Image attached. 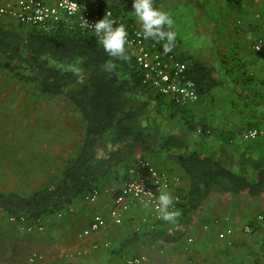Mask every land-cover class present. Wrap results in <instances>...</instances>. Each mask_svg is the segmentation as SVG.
Returning <instances> with one entry per match:
<instances>
[{"label":"trees","instance_id":"trees-1","mask_svg":"<svg viewBox=\"0 0 264 264\" xmlns=\"http://www.w3.org/2000/svg\"><path fill=\"white\" fill-rule=\"evenodd\" d=\"M94 2L116 15L121 13V7L114 3ZM27 28L22 32L0 24V68L31 85L37 94L63 96L77 110L83 123L80 144L58 176L30 193L0 191V213L43 219L101 186V182L109 179V173L137 150L150 151L141 117L148 100L162 102L165 97L142 84L141 73L130 57L108 56L94 34L81 28L69 29L66 23L50 34ZM106 61L115 63L110 72L103 69ZM186 63L187 74L194 80L199 97L218 85L214 67L197 60ZM73 67L79 71H71ZM138 95L148 100L140 101ZM184 145L183 139L173 134L161 141V148L188 179L187 190L179 192L180 221L190 220L214 191L264 197V161L255 163L254 177L249 180L243 173L200 151L173 152L172 149ZM248 225L252 231L257 228L252 222ZM177 239L170 235L162 238L166 242ZM260 249L264 250V236Z\"/></svg>","mask_w":264,"mask_h":264},{"label":"crops","instance_id":"crops-1","mask_svg":"<svg viewBox=\"0 0 264 264\" xmlns=\"http://www.w3.org/2000/svg\"><path fill=\"white\" fill-rule=\"evenodd\" d=\"M104 1L121 7V13L118 15L126 22L139 25L137 21H128L124 18L122 13L124 7L120 6L121 3L119 5L116 0ZM204 1L210 2L209 5L211 4V6H214L213 4L217 5L219 2L218 0ZM220 1L234 3L241 10V13L234 17L235 22L233 20L222 31L221 28L217 31V34L227 33L228 29L230 41L211 45L210 43H213L212 39L203 44L205 50L214 49L216 51L218 60L216 66L219 67L220 75H223L220 81L216 76V72L215 77L218 79V85L204 97H199L197 102L182 107L195 108V113L197 112L201 125L197 131L202 132L200 137L190 135L189 138L191 139L188 138L184 143L188 148L192 146L190 151L199 150L220 160L228 168L233 169L236 167L238 171L245 173V171L238 168L240 164L241 168L247 164L246 166H251V169L254 170L255 163L264 161V90L262 87L264 86V34L260 28V23L264 21V0H238L236 3L234 0ZM82 2H94V0H83ZM227 16H230L229 13ZM217 18L219 19V17ZM9 22L15 25L19 24L8 17H3L0 24L9 28ZM13 30L17 29L14 28ZM258 39H262L261 48L255 50L253 45ZM176 48L179 58L183 59L182 56H186L187 52L185 50L187 48L184 49L182 45ZM210 66L214 67L213 65ZM226 82L233 85L231 90L234 91H231V94L225 92V95L222 96H219L222 92H217L219 98L224 99L221 102L223 104L216 107H209L205 104L203 99H208V97L210 99L213 91H221V85L224 86ZM242 88H244L242 93L247 92L250 98H245L244 95L236 92L239 91L240 93ZM226 101H229L231 106H225ZM257 101L261 105H258ZM246 128H255L258 131L256 138L251 140L241 139L238 132ZM159 146L161 148V143H159ZM107 148L106 146L105 149ZM155 149L154 151L151 149L148 151L149 154H153L150 159L138 156V153L145 151L137 150L132 157L125 161L127 165H124L125 162H123L120 166L115 167L109 173V179L101 182L102 185L98 188H119L127 179L128 164L133 163L137 158H147L158 169L180 177V182L171 189V193H174L175 190L186 191L188 179L181 167L168 157L165 149L161 148V153H158L164 159L155 156ZM180 150L178 149L177 152L174 150L173 152L181 154ZM182 151L185 152L184 149ZM240 201H243V199L239 195L214 191L203 201L192 218L190 220L186 219L185 222L180 221L181 216L176 217L175 222L164 220L154 222L150 207L146 209L143 204H132L125 213L122 222L114 223L110 218L112 197L102 191L93 202L75 199L63 209L64 214L61 217L56 214L44 216V223L46 230L49 231V242L52 241L54 247L56 246L55 241H58L57 238L62 233L69 234L70 241H67V244L70 242L72 245L70 249H72L73 257L67 258L63 254L65 257L64 264H124L126 257L136 254L147 255L153 264H188L187 258L188 261L192 259L196 260L198 264H206L207 261L203 262L204 257L210 258L212 254L207 255L202 253L201 250L209 245H214L213 248L217 251L216 254H213L217 256H214L215 258L211 257L214 262H217L216 264H229L231 252L226 254L224 250L220 251V249L228 248L229 251L234 240L237 242L248 241L250 237L247 236L244 227L248 225L247 223H250L249 220L255 224L257 223V226L260 225L258 229H255L256 231L254 230L256 233H261L258 240L259 247L264 236V224L261 221L259 222L257 217L264 212V197H249L247 206H243ZM96 214L104 217L105 225L97 232L81 239L78 238L77 234L90 224ZM202 220L205 221L203 226L195 224V222H201ZM131 225H137L136 229L139 232L133 231ZM186 227L188 231L182 238L180 234L184 232L181 229L186 230ZM226 228L232 230L231 234L219 238L218 233ZM165 235L178 237V239L166 242L162 240ZM188 237H192V241L189 242ZM132 239L134 241L130 242ZM128 240L129 242H127ZM108 241L112 244L110 247L91 248L93 242ZM81 249H86V252L76 254ZM61 252L62 250L44 262L53 264V260L51 262L50 260L59 257Z\"/></svg>","mask_w":264,"mask_h":264},{"label":"rangeland","instance_id":"rangeland-1","mask_svg":"<svg viewBox=\"0 0 264 264\" xmlns=\"http://www.w3.org/2000/svg\"><path fill=\"white\" fill-rule=\"evenodd\" d=\"M116 1L124 7L122 10L124 18L136 21L132 14V0ZM218 1L217 5L212 3L214 6H211L210 2L204 0H154V6L171 15L174 22L171 30L176 32L175 45L187 48L186 56L184 57L182 54L183 59L189 63L197 60L213 65L215 73L217 72L216 76L220 80L223 74L220 75L219 67L216 66L218 64L216 51L214 49L205 50L203 44L212 39L211 45L230 41L228 29L227 33L217 34V31L220 28L222 31L229 22L231 23L233 20L235 22L234 17L239 15L241 10L232 2ZM8 27L22 32L28 29L26 26L15 25L12 22H9ZM262 87L264 90V86ZM232 88L233 85L226 82L224 86L221 85V91H213L212 96L215 98L211 96L210 99L209 97L203 99L204 103L209 107L223 104L221 102L224 99H220L219 96L225 95V92L231 94V91H234L231 90ZM243 90L244 88L240 90V93L236 92L244 95L245 98H250L247 92L242 93ZM217 92L222 93L218 96ZM137 99L148 100L143 95H138ZM258 103L261 105L260 102ZM225 106H231V103L226 101ZM196 113L194 107L178 108L172 106L166 98L162 102L148 100V105L141 117V123L148 133L150 149L154 151L156 148L155 156L164 159L158 154L161 153L159 143L168 134H174L184 142L190 135L201 136L202 132L197 131L201 125ZM246 130L247 128L238 132L241 139ZM82 133L83 123L79 113L66 98L37 94L31 85L16 79L10 72L0 68V191L30 193L50 178L58 176L67 159L73 156L78 148ZM190 148L192 149V146ZM190 148L185 144L180 152L183 153L182 149H184V153H187L191 150ZM172 150L177 152L178 148ZM137 155L150 159L153 154L145 151ZM240 165L238 168L245 171L243 174L252 180L254 170L251 169V166H246V164L241 168ZM232 170L241 173L236 167ZM241 199H243L240 201L241 204L247 206L249 197L241 196ZM258 216H261L258 219L259 222L264 224V212ZM41 222L42 230L27 232L9 222L5 213H0V264H51L44 261L49 260L61 250L59 257L51 259L50 262L53 260V264H64L65 257H73L72 249H70L72 245L70 242L67 244V241H70L69 234L62 233L57 238L58 241H55L56 246L54 247L52 241L49 242V231L45 228L44 218ZM252 223L257 226V223ZM195 224L203 226L205 221L195 222ZM136 226L131 225V228L133 231L139 232ZM187 229V227L186 230L181 229L184 232L180 234L182 238L188 231ZM255 231L249 227L246 232L250 237L248 241L237 242L234 240L229 251L228 248L220 249V251L224 250L226 254L231 252L229 264H255L257 261L264 264V250L260 249L258 243L261 233ZM108 243L110 247L112 244L110 241ZM209 246L204 247L201 252L216 257L217 255H213L217 252L213 248L214 245ZM33 251L39 253L42 259L30 263L28 256ZM211 257H204L203 262L216 264L217 262H214ZM186 261L188 264H198L196 260L188 261L187 258Z\"/></svg>","mask_w":264,"mask_h":264},{"label":"built area","instance_id":"built-area-1","mask_svg":"<svg viewBox=\"0 0 264 264\" xmlns=\"http://www.w3.org/2000/svg\"><path fill=\"white\" fill-rule=\"evenodd\" d=\"M111 14L117 25H124L127 35L125 45V54L130 57L141 73V82L148 86L155 93L164 96L175 106L184 107L198 101L199 96L196 84L187 74V63L180 59L177 48L174 43L172 50L165 53L163 44L166 41H156L151 38L144 39L138 36L140 25L126 22L120 16L114 14L110 9L101 8L99 3L82 2L79 0H0V21L3 17L11 18L17 23L34 28L43 33L50 34L54 32L61 23H66L69 29L81 28L93 34L90 26L84 23V20L91 24L102 18L104 14ZM260 28L264 34V21L260 23ZM262 39L255 41L253 48H261ZM258 132L255 128H249L243 133L246 140L256 138ZM127 179L117 189L107 187H95L82 196V200L93 202L103 191L112 197V207L110 209V218L114 223H121L125 213L132 204H143L144 201H151V215L154 222L162 221L158 214V200L160 186L166 185L168 192L172 197V208L178 210V204L181 201L180 191L171 193V189L180 182V177L176 174L158 169L151 161L146 158H137L130 163L127 170ZM149 192L152 195H149ZM58 217L64 214L63 210L55 213ZM261 218V216H258ZM7 219L15 224L19 229L27 232L39 231L43 229L42 219H28L24 215H9ZM105 225V219L102 215L93 216L90 224L82 229L78 238H84L91 233L97 232ZM249 230V225L244 227ZM232 230L226 228L218 233L219 238L230 235ZM187 240L192 241V237ZM108 242H93L91 248L108 247ZM86 249H81L76 254H83ZM42 259V256L33 251L28 256V261L33 263ZM124 264H153L150 258L145 254H136L128 256ZM255 264H263L257 261Z\"/></svg>","mask_w":264,"mask_h":264},{"label":"clouds","instance_id":"clouds-1","mask_svg":"<svg viewBox=\"0 0 264 264\" xmlns=\"http://www.w3.org/2000/svg\"><path fill=\"white\" fill-rule=\"evenodd\" d=\"M132 14L137 23L140 25L138 36L144 39H153L156 41H166L163 44L165 53L172 50L175 43L176 32L171 30L173 19L171 15L154 6V0H132ZM84 23L91 27L93 34L102 45L108 56L118 59H127L125 54V45L127 43V31L124 25H117L115 20L111 18V14H104L102 18L89 24L84 20ZM168 29V30H165ZM115 68V63L106 61L103 69L110 72ZM71 71L78 72V68L73 67ZM149 195H152L149 192ZM158 200L159 218L167 222H175L176 217L180 215L179 210L172 208V197L167 190L166 185L160 186ZM151 205V201H144V207L147 209Z\"/></svg>","mask_w":264,"mask_h":264}]
</instances>
